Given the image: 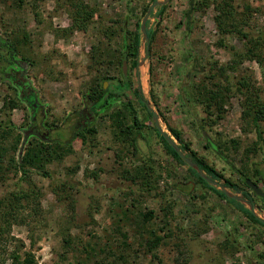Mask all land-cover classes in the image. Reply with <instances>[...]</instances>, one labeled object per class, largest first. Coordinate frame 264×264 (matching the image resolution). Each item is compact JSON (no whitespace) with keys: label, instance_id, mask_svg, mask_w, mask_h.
<instances>
[{"label":"rangeland","instance_id":"374dc122","mask_svg":"<svg viewBox=\"0 0 264 264\" xmlns=\"http://www.w3.org/2000/svg\"><path fill=\"white\" fill-rule=\"evenodd\" d=\"M152 1L86 0L97 9L87 29L62 35V29L71 24L68 7L63 0H0V37L11 41L18 57L25 58L22 62L24 76L38 104L31 124L34 111L17 83L7 76V69L12 64L6 59L5 48L0 46V119L6 123L10 119L11 122L8 126L12 133L5 144L19 137L14 152L18 161L35 142L33 139L44 137L34 131L36 128L43 133L51 128L50 136L53 138L59 131V137L65 141L71 137L74 124L86 121L84 117H78L77 111L85 107V94L92 80L97 75L99 79L101 76L121 77V66L116 64L114 55L123 41L122 28L130 31L139 29ZM187 2L169 0L165 5L156 6L146 21L145 29L151 36L147 41L148 53L141 69V79L138 75L139 82L142 80L143 83V99L145 97L151 109L159 114L163 130L171 135L168 126L178 129L182 139L225 177L237 180L233 170L235 166L255 179L252 162L258 163L264 177V158L255 148L253 127L246 125L241 116L243 95L234 92L237 79L244 73L256 87L264 86V72L255 60H245L236 70L225 69L227 78L222 75L214 78L223 85L227 81L233 85L221 119H214L215 109L208 116L200 103L186 105L181 98V86L188 79L191 59L187 46L193 48L205 66L204 72H193L189 76L193 82H199L210 72L216 74L214 65L225 67L234 57L233 48H241L234 36L223 38V43L219 44L221 37L214 21L213 2L194 14L190 32L185 38V24L180 22ZM232 3L237 12L244 9L245 3L258 9L249 18L250 26L264 27V0H232ZM108 26L115 32L111 39L101 32ZM141 41L145 43L144 37ZM95 49L102 53L97 64ZM144 55L143 48L140 58ZM110 61H114L113 64ZM130 72L132 87L114 90L109 104L97 109L87 120V126L93 127L94 131L87 135L86 142L74 141L71 153L47 164L52 179L45 178L31 167L28 175L10 173L9 179L0 183V198L18 188L31 190L34 187L38 190V197L22 213L26 221L11 226L8 237H12L13 242L10 248L18 247L22 241L24 245L20 253L24 256L25 252H30L34 256V264H91L101 258L111 261L113 257L106 251L109 248L115 254L121 252L117 247L121 241L118 231L123 230L128 236V245L122 250L124 263L151 264V257L142 243L152 229L156 234L163 233V214L167 212L168 228L173 234L158 247L163 264H251L247 259L249 248H239L231 254L223 248L222 242L226 232L233 228L237 229L240 241H254L258 235L257 226L236 207L202 187L193 191V198L172 188L175 182L193 177L187 172L186 165L165 152L151 117L148 116L146 121L150 127L143 128L142 136L138 137L137 151L116 138L109 114L122 101L127 98L133 100L141 119L148 113L143 105L138 106L133 95L137 70L131 69ZM108 81H101L105 88L109 86ZM9 98H15L18 103L12 110L5 108V101ZM202 118L205 120L203 128ZM261 127L264 135V121ZM206 135L213 143L221 145L227 160L210 148H204ZM231 140L238 145H232ZM148 157L158 175L153 177L150 189L140 190L139 185L123 176V170L132 169ZM218 181L223 183L224 178ZM259 187L264 193V181H259ZM228 190L238 194L230 187ZM255 205L259 207L255 212L264 219V200L256 198ZM146 210H153L155 217L142 222L137 212ZM194 232L199 235L193 237ZM64 239L69 244H65ZM255 249L259 250L260 246L257 244ZM1 258H8L5 264L10 263L6 253H0Z\"/></svg>","mask_w":264,"mask_h":264},{"label":"trees","instance_id":"16d2710c","mask_svg":"<svg viewBox=\"0 0 264 264\" xmlns=\"http://www.w3.org/2000/svg\"><path fill=\"white\" fill-rule=\"evenodd\" d=\"M63 2L68 7V14L71 19V24L69 27L62 29V35H67L73 30H86L94 15L97 13V9L91 6L86 0H63ZM213 2V8L215 10L214 21L216 28L220 35L219 44L223 43V38L227 36H234L237 38L241 44L240 49L233 48L232 54L234 57L223 66H216L215 72L209 73V75H204L199 82H193L189 79V76L193 72L202 73L205 71V66L201 64L199 58L193 51L191 46H187V53L190 54V62L188 65L187 81L181 86V98L186 105H192V103H200L208 116L213 114V110H216V117L214 119H221L223 117L224 104L229 97V92L232 91L233 85L229 84V81L225 85L219 80H215L216 75L225 74V69L236 70L238 66L245 60H255L261 67L262 72H264V27L252 28L250 26V16L252 12L258 11V9H253L246 3L244 4V9L241 12H237L236 6L232 3V0H188L185 9L182 12V20L180 24H185V38L190 32V26L192 25L194 14L197 11L208 7L210 3ZM164 7V6H162ZM146 8H144L145 10ZM250 26V27H249ZM101 31L105 37L111 39L115 35L114 31H111V27ZM142 33L136 28L133 31L128 30L126 27L122 28V40L120 48L115 52V62L117 65L121 66L124 57L127 59L128 63V74L125 78L120 69L121 77L114 79L110 76H101L99 79L97 76L92 80L89 90L85 94V103L88 105V109L93 111V115L97 112V109L105 107L109 104V101L113 95L114 90L131 88L132 87V77L131 69H135L137 66V59L139 56V44ZM147 36L150 38L151 34L147 31ZM0 46L4 47L6 50V59L8 63L12 66L7 69V76L12 81H15L18 85L19 91L22 92V96L28 101V97L34 92L31 89L29 81L24 76V66L22 64L23 57H18L17 50L14 44L0 37ZM95 62L100 63L102 53L97 49L94 50ZM114 61H110L113 64ZM117 68L118 66H116ZM211 70L213 67L210 68ZM225 77V76H224ZM227 78V76L225 77ZM108 81L109 86L104 87L101 81ZM264 83V79H263ZM133 95L136 98L138 106H144L147 108L143 102V95L138 84L133 87ZM235 91L241 93L243 98L241 99L242 112L241 116L246 125H251L253 127L256 140L254 141L255 148L263 155L264 158V135L261 123L264 121V86L256 87L251 81L249 76L244 73L235 83ZM117 97L120 96L116 94ZM6 110H12L16 108L18 103L15 98H9L5 101ZM4 107V105H3ZM3 110V109H1ZM6 112V111H5ZM144 119H141L138 115V111L133 100L127 98L126 101H122L120 105L112 111L110 119L112 120L113 128L116 133V138L121 142L126 143L133 147L134 151H137V140L139 136H142L141 131L145 127H150L146 124L148 116L151 117V112L148 110ZM79 118H86L88 115H81L77 111ZM8 115L9 113L6 112ZM31 115V124L34 122ZM201 128L204 127V118L201 119ZM11 124L10 119L6 123L4 120L0 119V183H4L9 179L10 173L17 174L21 173V176H26L29 173L31 167L35 168L39 174L45 178L52 179V174L47 170V164L53 162L54 160H61V158L68 153L73 151L72 144L74 141L86 142L87 135L93 133V127H81V123L74 124L72 129L71 137L68 140L62 141L59 137V131L54 133L55 138L51 137L49 132L47 137H41L44 139L36 140L33 142L24 155L21 161L15 158L14 152L17 149L18 136L14 138L12 142L5 144V141L9 140L12 130L8 126ZM171 135L179 142V147L187 153V155L202 169L208 176L212 179H222L224 178V183L226 186L241 192L243 197L255 204V199L264 200V193L262 196L255 194L245 183V179L249 178L252 182L259 185V181H264L262 177L261 169L258 163L252 162L253 175L256 176L253 179L251 176L247 175L244 169L233 167L236 173L237 180H232L229 177H225L222 172L217 170L214 166L209 164L205 158L198 154L193 148H191L190 143L184 141L181 136V132L171 126H168ZM155 133L159 137L163 148L167 154L172 156L178 163L184 164L181 158L178 156L176 151L166 142V140L160 135L158 130L154 127ZM42 131H38V134ZM32 140V141H33ZM232 145L235 147L238 145L235 140H231ZM204 148H210L219 157L224 160L228 159V156L224 153L220 144L213 143V141L206 135V142L204 143ZM256 150V149H255ZM256 150V151H257ZM135 154V152H134ZM245 168V167H243ZM251 168V167H250ZM246 169V168H245ZM123 176L131 181L133 184L139 185L140 190H148L151 188L152 179L156 173V170L151 163L149 157L147 159H142V163L139 165H134L132 169H124ZM187 172L193 177L191 180L177 181L173 185V189H177L187 194L189 198H193V191L197 187L204 188L207 192L215 194L219 199L224 200L226 203L236 207L241 214L252 224L257 226L258 235L254 241L242 242L240 241L239 234L236 228H233L226 232V237L222 242L223 248L230 251L233 254L239 248H249L248 262L251 264H264V220L258 218L254 213L244 207L242 204L236 200L227 197L223 192L216 189L214 186L208 184L196 170L193 168H187ZM94 175L95 177V173ZM22 178V177H21ZM242 184V185H240ZM248 189V190H247ZM35 197H38V190L34 187L31 190H23V188H18L17 190L11 191L9 195H5L0 198V253L5 254L10 258L9 264H34V256L29 252H25L24 256L20 253V248L24 245L22 241H19L18 247L10 248L12 244V237H8L10 234V229L13 224L24 223L26 221V216H23L24 209L28 204L33 203ZM35 213L36 210H34ZM137 214L140 216L142 222H148L154 216L153 210L138 211ZM167 212L163 214V224L161 230L162 234H156L152 229L149 231V237L145 238L142 246L146 252L149 253L151 257V264H163L162 258L158 254V247L162 241L171 237L173 232L168 228L169 221L167 220ZM121 236V241L117 246L121 251L119 254H115L113 249L103 250L105 253L108 252L112 255L113 259L111 261H103V259H97L91 264H125L124 254L122 252L123 248L128 245L127 243V233L123 230L118 231ZM198 232H194L193 237L198 236ZM15 239V238H14ZM65 244H69L67 239H64ZM260 246L259 250L255 249L256 245ZM100 253L102 250L99 251ZM6 259L1 258L0 264H5ZM179 262V259H177ZM185 262V261H184ZM253 262V263H252ZM239 264V263H232Z\"/></svg>","mask_w":264,"mask_h":264},{"label":"water","instance_id":"95a60500","mask_svg":"<svg viewBox=\"0 0 264 264\" xmlns=\"http://www.w3.org/2000/svg\"><path fill=\"white\" fill-rule=\"evenodd\" d=\"M168 1L169 0H153L150 3V5L148 6V8H147V10H146L145 14L143 15L142 20L140 22L139 30L142 33L141 38L144 37L145 43H142V41L140 39L139 56L137 59V66H136L135 70H137V72H136L137 73L136 84H138V86L140 87L141 93H142L141 84H143V83H142V81H141V83L139 82L138 75H140V79H141V69H142L143 64L145 63L146 55L148 53V42L147 41H148L149 37L147 36V31L145 29L146 21L156 6L165 5ZM143 48L145 50V55L143 58H140V55L142 53ZM121 71H122L123 76L126 78L127 74H128V63H127L126 57H124L122 60ZM142 74H143V70H142ZM104 83L106 84V82H104ZM28 100H29L30 107L34 111L32 113V117H33L32 120L34 121L35 114H36V111L38 108V104L36 103V98H35L34 94H31L28 97ZM143 102H144L145 106L147 107V109L151 112V118L153 120L154 127L158 130V132L166 140V142L176 151L178 156L184 162V165H186L188 168H193L194 170H196L197 173L200 175V177H202L208 184L214 186L216 189L223 192L227 197L236 200L237 202L242 204L244 207L251 210L255 216L262 219L255 212V209L256 208L258 209L259 207H257V205H255V204H252L250 201L246 200L243 197V195L241 194V192H238V194L232 193L231 191L228 190V186H226L224 182L220 183L218 180L212 179L202 169H200L199 166L187 155V153L179 147V144L173 139V137L168 132H166L165 130L162 129L160 122H159V119H160L159 114L156 111L151 109V107L148 105V101H147V99H145V97L143 99ZM245 183L255 194H257L259 196L263 195V191L261 190L259 185L252 182L249 178L245 179ZM262 220H264V219H262Z\"/></svg>","mask_w":264,"mask_h":264},{"label":"flooded vegetation","instance_id":"af4514ba","mask_svg":"<svg viewBox=\"0 0 264 264\" xmlns=\"http://www.w3.org/2000/svg\"><path fill=\"white\" fill-rule=\"evenodd\" d=\"M85 107L83 108V109H81L80 110V113H81V115H85V114H87L88 116L85 118V122L83 123H81V127H87V124H88V122H87V120H89V119H91L92 118V116H93V111L91 110H89L88 109V105H86V103H85V105H84ZM77 124H79V123H77ZM35 126V125H34ZM38 130L39 129H37L36 128V130H34V131H37V133H38ZM53 130L50 128V129H46V132L45 133H41L44 137H47L48 136V134H49V132H52ZM48 133V134H47ZM40 134V133H39Z\"/></svg>","mask_w":264,"mask_h":264},{"label":"bare ground","instance_id":"6f19581e","mask_svg":"<svg viewBox=\"0 0 264 264\" xmlns=\"http://www.w3.org/2000/svg\"><path fill=\"white\" fill-rule=\"evenodd\" d=\"M143 78V77H142ZM142 81V80H141Z\"/></svg>","mask_w":264,"mask_h":264}]
</instances>
